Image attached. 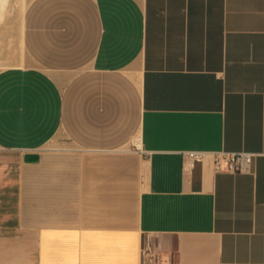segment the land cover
<instances>
[{
    "label": "crops",
    "instance_id": "1",
    "mask_svg": "<svg viewBox=\"0 0 264 264\" xmlns=\"http://www.w3.org/2000/svg\"><path fill=\"white\" fill-rule=\"evenodd\" d=\"M166 260L264 264V0H0V264Z\"/></svg>",
    "mask_w": 264,
    "mask_h": 264
},
{
    "label": "built area",
    "instance_id": "2",
    "mask_svg": "<svg viewBox=\"0 0 264 264\" xmlns=\"http://www.w3.org/2000/svg\"><path fill=\"white\" fill-rule=\"evenodd\" d=\"M204 153L193 152L187 154V157L200 161ZM212 164L215 171L227 170L237 173H249L252 164V154L246 152L226 153L212 152ZM155 264H169V261L158 262Z\"/></svg>",
    "mask_w": 264,
    "mask_h": 264
},
{
    "label": "water",
    "instance_id": "3",
    "mask_svg": "<svg viewBox=\"0 0 264 264\" xmlns=\"http://www.w3.org/2000/svg\"><path fill=\"white\" fill-rule=\"evenodd\" d=\"M38 159V156L36 154H26L24 156L25 162H36Z\"/></svg>",
    "mask_w": 264,
    "mask_h": 264
}]
</instances>
